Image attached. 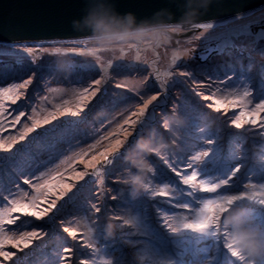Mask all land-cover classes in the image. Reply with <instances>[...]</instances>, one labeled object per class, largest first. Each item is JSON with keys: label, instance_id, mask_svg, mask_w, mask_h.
<instances>
[{"label": "rangeland", "instance_id": "374dc122", "mask_svg": "<svg viewBox=\"0 0 264 264\" xmlns=\"http://www.w3.org/2000/svg\"><path fill=\"white\" fill-rule=\"evenodd\" d=\"M217 24L223 26L208 31L201 29L198 33H193L185 38L180 37L184 34V31L174 34L170 44L158 48L155 51L146 52L144 50H139V55L141 57L139 61L135 59L138 50H126V56L122 61L115 59L120 56V53L113 55L108 52H100L98 53L99 59H97L96 57L88 55H51L50 53H44L39 50L41 46L49 49L53 47L66 48L76 46L72 45L70 42L16 44V51L19 52V55L0 56V86L7 87L11 83L23 82V80L28 79L29 76L35 73L33 76V83L29 85L26 90H21L25 91L26 99H22L17 105H11L10 102L6 103V107L9 108V113L5 114L6 123L3 130H0V143H4L5 147H7L8 144H12L13 147L7 152L0 150V157L4 158L0 161V184H2L4 188L8 185L13 187L14 182L18 181L23 188L28 190V186L23 184V180L31 178L33 175L41 176L43 173V178L39 182L43 183L44 180H48L53 185V188L52 192L48 194L47 201L41 204V209L47 207V204L50 203L51 200L57 199L61 191H65L64 185L72 186L71 192H68L63 199L57 200V206L61 204L64 205L60 210L63 211V209L66 208L65 204L69 201V197L73 195V198L70 199L73 200V202H70V205L66 209V213L60 217L61 219L55 218L54 221H48V217H45L44 220H37L35 217L22 216L21 220L17 222V227H19L18 230L20 229L19 225H23V229H25L31 222H35L40 223V226H35V228L39 229V231L44 229L43 231L48 233L43 239L33 241V244L28 248L29 250L27 249L25 255L26 259L33 258L32 254L36 253L34 256L38 255L40 258H44L41 261L47 258L44 263L51 262L58 264L59 258L57 260V257L62 254L63 248L75 247L71 237L63 232V227L69 226L66 221L75 219L74 215H72L73 212L76 213L78 208L83 207V205L87 204L91 207L93 203L89 202L94 195V199L96 202H99L100 209L103 210V216H107L105 221H101L102 227L107 230V225L109 223L114 225L112 234L109 235L107 232L105 239L111 242L115 248L119 247L116 255H122L124 257V264H129L132 257L134 261H131L132 263L130 262V264H143V260H139L135 256L134 249H131L133 244L125 240V237L122 236L125 232L126 225L123 224L121 219H116V215L111 216V213L108 212L110 206L108 207L106 200L111 199L112 195L118 196L116 193H119V190H117L118 187L110 186L105 179L101 177L109 172L108 169H103L100 176L92 177L94 182H90L89 175L87 174L93 172L92 165L96 164V161L93 160L94 156L103 163L102 154L107 155L108 148L117 139L125 141L127 133L124 130L133 131L131 120L136 119V117L132 116L131 113L138 111L135 104L140 102L137 91L141 93L149 91L147 87H145V78L149 81L153 79V85H159L156 78L151 77L154 76V71L156 70H158L162 76L163 73L170 70L173 52L178 51L182 53V55L176 65L172 66V70L177 71L176 67L184 64L186 65L185 69H188V71L195 75L198 74V71H196L198 67L205 68L208 66V64L204 67H201L202 64L199 65V63L208 61L201 60L200 58L204 49L222 42L230 43L232 46L225 48L221 54L212 53L213 56L209 57L210 65L212 64V66H214V63L219 61H223V63L228 61L234 64L235 59H242L241 61H237V63L235 62L236 66L240 67L239 71L244 69L250 73L254 69L251 62L253 56L250 51L254 50V47L257 45L264 46V7L250 14H246L243 17L218 22L214 25ZM201 33H203V35ZM6 46L8 45L0 44V50H7ZM23 46L34 47L37 51L33 54L23 53ZM87 47H91V44L87 45ZM250 56H252V58ZM244 58H246V61H243ZM62 59L71 60V70L61 71L58 68V62ZM258 59L261 64L264 63V51L261 52ZM109 60H113L114 67L105 74L102 71V67L105 66ZM117 63L123 64L125 67L116 69L115 64ZM262 73L261 76L264 78V71ZM102 76L105 78L106 83L102 82L101 92L96 95L97 99L96 97H90L89 100L84 101L83 104L80 105V107H83V111H79L77 107L79 101L76 96L72 95L73 91L75 90L78 92L81 88L91 85L89 88L90 95L97 87L92 84V81ZM174 80L178 82L174 84L171 82L170 84H172V86L170 89L168 88L169 90L167 89L162 96L158 97V101L149 106V111L155 108V119L151 121V126H156L155 129L159 130L166 137H170L169 130L163 128V122L166 118L178 116L177 118L185 121V123H182L183 126L185 128L188 126L189 121L179 109L182 103L189 106L185 98L187 97L186 91L192 96L193 100L197 99L199 101H204L201 103V106L206 108V115L203 117L201 126H210L214 131H220L221 139L219 143L224 150L223 153H228L230 148L226 147L227 145L229 146V140L225 137L228 136L225 134L226 132L229 133L228 131L234 132L241 130L249 134L246 135L247 137L251 136V138H256L258 136V134L255 133L256 131L254 133L249 132L251 128H256L251 124H246L239 129L231 124V118L234 112H238V110H230V114L227 113V115H225L223 110H221V112H216L214 109L208 108L207 105L213 103L212 100H204L202 96L195 95L194 92L188 90L193 85L191 78L174 77ZM78 81H82L83 83H77ZM197 81L198 83L200 82L198 79ZM151 82L152 81L148 82V85H150ZM118 83L124 84L126 87L116 88L115 85ZM142 86H144L143 89ZM105 88L107 89V93L103 91ZM199 92L203 93V95H207L204 90H200ZM155 93L156 92H153V94ZM45 97H47V99H45ZM65 101L68 103L65 104ZM161 104H163V106ZM84 105H86V107ZM17 108H20V110L26 113L24 117H21L19 123L14 121V117L18 115V112L12 111V109ZM65 108L78 111L79 115L71 116L67 113L65 115H60V112ZM166 108H168V111ZM33 109H35V112H33ZM29 115H32L34 120H39L41 126L28 133L23 140H20L19 137L23 132V125L25 123L29 127L32 125L33 121L28 119ZM52 115H55L56 118L52 119ZM45 117L49 119V123L47 124L43 123ZM126 118L129 119L128 124L124 123ZM210 120H212V122ZM79 123L83 124L80 125ZM175 125L176 124L172 125L171 130H173ZM247 125L249 127H246ZM137 128L139 129L138 126ZM150 130L151 128H149V131ZM129 139L130 137L125 141L124 147L119 150L122 159L116 160L114 163L115 168L117 165L122 164L121 167H126V161L123 159L126 149L128 148L127 143ZM253 147L254 146L251 145L248 151ZM176 150L177 149H173L169 151L166 156L171 159L172 153ZM248 151H246L244 147L242 149L240 145H237V155H245L244 153ZM262 152H264V150H262ZM26 154L27 161H32L29 164L23 161V156L26 157ZM50 157L51 160L49 162ZM257 157L256 155V158ZM150 159L154 167H167L163 164V161L155 155H153L152 158L150 157ZM122 161H125V163H122ZM37 162L48 163L44 167L37 168ZM96 167L99 168L100 164H96ZM109 167L112 171L113 167ZM122 169L124 170V168ZM26 170L27 173H25ZM129 171L130 169H126L123 173H117V175L122 174L120 182L123 183V186L128 184L133 186L128 181ZM78 174H85L84 179H79ZM151 175L150 173L148 177ZM172 175L174 176L175 174L172 173ZM101 178L103 179V184H100ZM148 181L149 178L145 181V184L148 183ZM253 182H255V179H253ZM98 185L100 193H98L96 189ZM134 188L136 189L137 187ZM138 188H140V193H142V195L149 198L150 204L148 207L152 208L153 203L150 198L152 197L150 195V190L145 189L144 185ZM209 196H211V194ZM117 199L121 198L117 197ZM239 203L241 206L245 205L249 209L264 207L259 206L255 201H243ZM113 204L116 203L113 202ZM171 207L170 205V208ZM50 214L51 213H49V215ZM14 215L20 214L17 213ZM62 221L65 223L62 224ZM159 226L160 230L163 231L165 227L163 225ZM49 228L51 229L49 230ZM79 231L82 230L78 229V232ZM83 233L85 234L86 232ZM79 240L80 236L77 237V241ZM52 242L53 244H51ZM65 242H69V245L64 244ZM6 250L12 251L10 247H6ZM57 250H59V252H57ZM77 250L81 252L86 249L79 247ZM224 251L226 252V250ZM17 252L19 253V251ZM109 253L108 250L104 249L102 243L101 254L93 251L91 253L94 260H96L94 264H102L104 259H114L113 255H108ZM79 256V253L74 251L72 254L73 264H79V260L81 259ZM17 259V264L24 260L23 258L20 260ZM41 261H39L38 264ZM10 262L11 261H7L5 263L12 264V262ZM65 264H67V261H65ZM257 264H264V262L257 261Z\"/></svg>", "mask_w": 264, "mask_h": 264}, {"label": "snow or ice", "instance_id": "6c2138e0", "mask_svg": "<svg viewBox=\"0 0 264 264\" xmlns=\"http://www.w3.org/2000/svg\"><path fill=\"white\" fill-rule=\"evenodd\" d=\"M223 25H214L212 22L195 23L193 28L202 29L204 31L213 30L216 27ZM203 35V33H201ZM199 38V37H198ZM72 45L66 48L53 47L51 49L40 47V51L58 56L72 55H88L99 59L98 53L102 50L87 47L90 44V37L78 39L70 42ZM83 46V47H81ZM230 43H220L215 46H210L201 53V60H207L213 53L221 54L222 51L231 47ZM7 50H0V56H17L16 45L6 46ZM37 51L36 48L23 46V53L33 54ZM182 53L173 52L170 70L161 73L156 70L154 75L159 82V87L162 91H157L155 94L148 95L147 92L141 93L137 91L140 97V102L135 104L138 111L131 113L136 119L131 120L133 131H124L127 133L125 141L128 137L133 136V132L137 130V126H144L146 120L155 119V108L149 111V106L158 101V97L162 96L172 84L178 81L174 77H189L191 82L198 87H204L210 90L209 95H203L201 92H196L198 96H202L204 100H212L213 103L208 104V108L214 109L216 112H221L227 115L230 110L238 109L234 112L231 118V124L239 129L246 124H251L254 127L264 129V82L258 88L252 87V77L250 73L244 69L237 72L236 69H212L204 72L207 77V82L200 81L198 83L196 76L190 71H174L172 66L181 59ZM126 56V52L120 53L116 60L122 61ZM137 61L141 59L139 50L135 57ZM113 60L107 61V64L102 67V71L107 74L110 69H113ZM125 67V65L117 63L116 69ZM33 73L28 79L20 83H11L7 87L0 86V130H3L6 123V113H9V108L6 103L17 105L22 99H26L25 91L29 85L33 83ZM102 82L106 83L105 78L94 79L92 84L97 87L90 93L89 88H81L78 92L73 91L72 95L76 96L79 104V111H83L80 107L84 101L90 97H96L97 93L101 92ZM77 83H83L78 81ZM147 84V78L144 81ZM116 88H124V84H116ZM107 93V89H103ZM47 99V97H45ZM68 102L65 101V104ZM86 107V105H84ZM180 111L189 121L188 126L184 129L185 135L182 138L173 137L176 148L170 159L166 155L157 156L166 165V168L159 166L154 167L152 164L151 174L148 183L144 184L145 189L150 190L152 197H164L160 204L171 205L170 209H158L163 215L160 217V223L167 229V232L160 231L151 223L150 214L147 206L142 201L125 200L123 207H131L134 213L128 218H123V224L134 229L130 235H140L141 239L133 242L136 247V252L143 260V264H236L235 261L229 258V255L236 258V261L241 264H257V261L250 260L247 256L236 252L229 244V232L222 224V215L229 212L233 208H241L239 202L255 201L259 206H264V160L260 164L258 172L250 170L248 174L241 177L237 174L241 172V168L245 166L246 154L237 155V145L242 148L243 145L238 139L229 140V151L223 153L222 146L219 141L221 134L219 130H213L210 126H201L204 113L198 111L197 108L186 106L183 103L179 106ZM18 112L15 115L14 121L19 123L21 117L26 115L25 111L20 108L12 109ZM35 112V109H33ZM70 114L71 116L79 115L78 111H72L65 108L60 112V115ZM52 115V119H55ZM32 120V125L29 127L26 123L23 125V132L19 139L23 140L28 133L34 131L41 126L39 120H34L32 115L28 116ZM44 124L49 123L48 117L43 120ZM125 124L129 123V119L124 120ZM164 125V122H163ZM164 128V127H163ZM165 129V128H164ZM131 134V135H129ZM139 135V132H137ZM264 136V132L259 133ZM125 141L117 139L107 150V155L102 154L103 163L94 156L93 160L96 164H100L97 168L96 164L92 165L93 172L89 175L90 182H94L92 177L100 176L103 169H108L113 165L114 161L121 158L120 149L124 147ZM13 147L8 144L5 147L4 143H0V150L5 152ZM94 147V145H93ZM264 157V152H261ZM4 158L0 157V161ZM51 157L49 158V162ZM239 161V162H237ZM48 162H37L36 167H44ZM155 163V162H153ZM170 170V172H169ZM172 173L175 175L173 176ZM85 174H78L79 179L83 180ZM255 177V182L253 179ZM41 176H32L23 180V184L28 186V190L23 188L17 181L13 187L4 188L0 184V264H5L11 261L12 264H17V251L23 252L28 249L33 241L41 240L47 236L46 231L41 232L33 228L30 231L20 230L19 232L9 228L10 225H17L22 216L35 217L37 220H44L48 217L50 220L55 219V215L64 207L61 204L57 206V200L63 199L68 192L72 191V186L64 185L65 191H61L57 199L51 200L47 207L41 209V204L46 202L48 194L52 192L53 185L44 180L39 181ZM178 178V179H177ZM100 184H103V179H100ZM79 191V189H78ZM6 193V194H5ZM202 193L214 194L212 196L201 195ZM69 199H72L69 197ZM112 200H117L116 195L111 196ZM181 211H176V210ZM84 216L91 222L81 224L76 219L66 221L69 226L63 227V232L67 233L73 241H77L78 235L80 240L77 241L75 247H65L62 254L59 256L58 264H73L72 254L79 247L91 249L93 252H100L96 244L84 240L83 233L78 232L80 228H86L89 233L93 232V226L98 231V241L103 243L104 249L108 250L114 259H104L102 264H124V257L116 255L118 249L105 239L104 230L101 225L96 224L88 213L94 210L95 213L101 211L95 203L91 208L84 207L81 209ZM19 213L20 215H14ZM49 213H53L49 216ZM245 213L250 220L260 227H264V207L258 209H247ZM98 219V218H97ZM122 219V217H116ZM65 223L62 221V224ZM139 230L138 232L135 230ZM6 247L16 249L17 251L6 250ZM226 250V252L224 251ZM264 262V259L260 260ZM79 264H94L90 258L79 260Z\"/></svg>", "mask_w": 264, "mask_h": 264}, {"label": "clouds", "instance_id": "9594fccd", "mask_svg": "<svg viewBox=\"0 0 264 264\" xmlns=\"http://www.w3.org/2000/svg\"><path fill=\"white\" fill-rule=\"evenodd\" d=\"M210 3L211 0H186L183 17L170 23L173 18L167 10L157 13L158 19L138 21L133 13L117 12L110 0H90L85 15L80 20L73 21V25L88 30L91 33V48L102 52L115 55L126 50L155 51L170 44L174 34L193 28L195 20L201 14L200 10H207ZM58 68L61 71L71 70V60H60ZM182 123V119L172 116L164 120L163 127L171 130L173 124ZM175 136L176 133L172 132V137ZM175 148L174 139L166 137L155 128L138 136L124 154V160L130 169L128 181L134 187L143 186L152 170L149 157L166 155ZM132 169L135 171H131ZM222 224L228 230L229 244L236 252L252 261L264 259V227L253 223L244 209L233 208L223 214ZM113 228L112 223L107 225L109 235Z\"/></svg>", "mask_w": 264, "mask_h": 264}, {"label": "water", "instance_id": "95a60500", "mask_svg": "<svg viewBox=\"0 0 264 264\" xmlns=\"http://www.w3.org/2000/svg\"><path fill=\"white\" fill-rule=\"evenodd\" d=\"M90 0H0V44L71 42L91 36L88 30L74 27L89 7ZM117 12L133 13L138 21L154 20L167 10L173 21L185 12L186 0H110ZM264 7V0H211L195 23L213 24L250 14ZM167 18L166 15L164 17ZM191 28L180 37L198 33ZM179 37V38H180Z\"/></svg>", "mask_w": 264, "mask_h": 264}, {"label": "trees", "instance_id": "16d2710c", "mask_svg": "<svg viewBox=\"0 0 264 264\" xmlns=\"http://www.w3.org/2000/svg\"><path fill=\"white\" fill-rule=\"evenodd\" d=\"M264 51V46H262V45H257V46H255L254 47V50H252V51H250L251 52V55L253 56V58H252V56H250L251 58H252V64H253V70L250 72V75H251V77H252V87H254V88H258L260 85H261V83L262 82H264V78L261 76V74H263L262 72L264 71V63L263 64H261V62L260 61H258L259 59H258V56H260L261 55V52H263ZM249 55V54H248ZM211 56H213V54L212 55H210L209 57H211ZM208 57V61L207 62H202V63H199V65L200 64H202L201 65V67H204L206 64H208V66L207 67H205V68H197L196 69V71H198L197 73L198 74H195V76H196V79H198L199 81H204L205 83L207 82V77L203 74L205 71H208V70H212V69H232V68H234V69H236L237 70V72H239V69H240V67H237L236 66V63H237V61H241L242 59H240V60H238V59H235V61H234V64L232 63L231 64V62H225V63H223V61H219V62H216V63H214L215 65L214 66H212V64L210 65V58ZM243 61H246V58H244V60ZM236 62V63H235ZM185 67H186V65H184V64H182V65H179V66H177L176 67V70L177 71H188V69H185ZM184 68V69H183ZM32 69V68H31ZM200 73H202V74H200ZM155 77V75L153 76V77H151V78H154ZM155 80V79H154ZM150 81H152L151 82V84L150 85H148V82H150ZM147 80V84H146V86L145 87H147V90H149V91H147V94L149 95V94H153V92H157V91H162L161 89H160V87H159V85H157V86H155V85H153L154 84V81H153V79L152 80ZM172 81H169V83H171ZM144 88V86H142V89ZM149 88V89H148ZM156 88V89H155ZM174 88V87H173ZM169 89H170V87H169ZM168 89V90H169ZM189 91H192V92H194V94L196 95V92H199L200 90L202 91V90H204L206 93L205 94H207V95H209L210 94V90L209 89H207V88H204V87H198V85H192L191 86V88L190 89H188ZM186 93H187V97H185L186 98V100H187V104L189 105V106H192V107H195V108H197L198 109V111H200V112H202V113H204V115H206V108H203L201 105V103H203L204 101H199V100H197V99H195V100H193L192 99V96L186 91ZM101 97V96H100ZM163 98V97H162ZM96 99H97V97H96ZM129 102V101H128ZM130 103V102H129ZM169 103H171V102H169ZM162 106H163V104H161ZM129 107H131V106H129ZM168 108H166V110H167ZM236 110H238V109H236ZM168 111V110H167ZM228 114H230V112H228ZM232 114V113H231ZM262 116H264V113H262L261 114ZM178 117V116H177ZM232 117V116H231ZM151 121H153L152 119H148V120H146V122H145V124H144V126L141 128L140 126H138L139 127V129L137 128V130L136 131H134L133 133H134V135L132 136V137H130V139H129V141H128V143H127V147H129V146H131V144L134 142V140L138 137V136H140V135H145V134H147V132L149 131V128H151V129H153V128H156V126H151ZM184 121V120H183ZM211 122H212V120H210ZM183 123H185V121L183 122ZM80 124V123H79ZM83 123H81L80 125H82ZM65 125H67V124H65ZM246 127H249L248 125L246 126ZM251 128V127H250ZM184 129H185V127L183 126V124H180V125H175L174 126V128H173V130H169V135H170V137L171 138H173L172 137V132H175L176 133V138H182V137H184V135H185V132H184ZM87 131V130H86ZM256 131V132H255ZM137 132H139V135H137ZM229 133H225L226 135H228V136H225L228 140H230V139H238L239 141H241V143H243V147H244V149L246 150V151H248V148L249 147H251V145H253L254 147L250 150V151H248L247 153H244V154H247L246 155V163H245V166L244 167H242L241 168V172L238 174V176H241V177H243V176H245L246 174H248V172L250 171V170H253V171H256V172H258L259 171V169H260V164H261V162H262V160H264V157H262L261 156V152H262V150H264V136H261V135H259V133H261V132H264V129L262 130L261 128H255V129H253V128H251V130L249 131V132H251V133H257L258 134V136L256 137V138H251V136H246V135H249L247 132H242L241 130H238V131H234V132H231V131H228ZM134 138V139H133ZM245 142V143H244ZM226 147H230V145L228 146H226ZM243 147H242V149H243ZM225 149V148H224ZM228 149V148H227ZM223 150V149H222ZM224 151V150H223ZM29 153V152H28ZM22 154V153H21ZM256 155L258 156L257 158H256ZM151 158L153 157V155L152 156H150ZM150 157H149V159H150ZM122 159V158H121ZM124 160V159H123ZM151 160V159H150ZM23 161L24 162H26V164H29V163H31L32 161L31 160H29V161H27V154H26V157H24L23 156ZM116 161H114V163H115ZM237 162H239V161H237ZM114 163H113V165H111L113 168H112V171H111V174H109V172L108 173H106V174H104L103 176H101L102 178H104L105 179V181L110 185V186H116V187H118V189L117 190H119V193H116L118 196L117 197H119V198H121V199H117V200H112V199H108V200H106L107 202V205H108V212L109 213H111V216H114V215H116L117 217H122V218H128L129 217V215L130 214H133L134 213V209L133 208H131V207H128V208H125V207H123L122 206V204H123V202L127 199V200H137V201H142L146 206H147V208H148V212H149V214H150V220H151V223L153 224V225H155L157 228H159V230H160V226L159 225H162L161 223H160V217L163 215V213L161 212V211H158V209H161V208H164V209H170V205H168L167 206V204H160V203H158V201H162V200H164L165 198L164 197H155V198H153V197H150L152 200H151V202L153 203V207L152 208H149L148 206H149V202H150V200H149V198H146L144 195H142V193H140L141 191H140V188H134L133 186H130L129 184L128 185H126V186H123V183L122 182H120V179H121V175H117V173L118 172H122L123 173V171L124 170H126V169H129V166H127L128 164L126 163L125 165H126V167H121L123 164L122 163H125V161H122V165H117L116 166V168H115V166H114ZM122 168H124V170L122 169ZM132 171H135L134 169H132ZM25 173H27V170L25 171ZM152 176V175H151ZM150 176V177H151ZM150 177H148V178H150ZM147 178V179H148ZM146 179V180H147ZM254 179H255V177H254ZM6 186V185H5ZM9 187H11L10 185H8L6 188H9ZM96 189H97V191H98V193H100L99 192V185L96 187ZM101 190V189H100ZM102 191V190H101ZM6 194V193H5ZM201 195H205V196H209L210 194H207V193H204V194H201ZM213 194H211V196H212ZM71 198H73V195L71 196ZM73 202V200H70L69 199V201L68 202H66V204H65V207L66 208H64L63 209V211H59V213H57L56 215H55V218H59V219H61L60 217H62V215L63 214H65L66 213V209H67V207L70 205V202ZM113 202L114 203H116V204H113ZM89 203H96V205L98 206V207H100V204H99V202L97 201L96 202V200L94 199V195L92 196V198L90 199V202ZM60 206V205H59ZM58 206V207H59ZM84 207H87V208H91V207H89L87 204H85V205H83V207H80V208H78V210H77V212L76 213H74L73 212V214L72 215H74V218L79 222V223H81V224H85V223H88V224H90V226H92L91 225V222L84 216V213L82 212V208H84ZM250 207V206H249ZM241 209H244V210H247V209H249V208H247L245 205H243V206H241ZM176 211H181V210H176ZM103 210H101L99 213H95L94 212V210H92V211H90L89 213H88V216L89 217H91V219L92 220H94L95 222H96V224H99V225H101L102 226V224H101V221H105V219H106V215H104L103 216ZM53 215V213H51L49 216H52ZM98 218V219H97ZM48 221H54V220H50L49 218H48ZM121 221H123L122 219H121ZM50 223V222H49ZM18 224V223H17ZM20 226V229L18 230V228L19 227H17V225H10V226H8L9 228H11V229H14L15 231H17V232H19L20 230H27V231H29V230H32L33 228H35V226H40V223H35V222H31V224L27 227V228H25V229H23V225H19ZM22 228V229H21ZM44 228H45V226H44ZM103 228V230H104V234L106 235L107 234V230L104 228V227H102ZM35 229H37V228H35ZM51 228H49V230H50ZM38 231H39V229H37ZM44 230V229H43ZM41 231V232H44V231ZM80 230H82L83 232H86L85 234L82 232V231H79V232H81V233H83V238H84V240H86V241H89V242H91V243H93V244H96L99 248H101V245H102V242H99L98 241V231L95 229V227L93 226V232L92 233H89L88 231H87V229L86 228H80ZM134 231V229L132 228V227H130V226H126V228H125V232H124V234L122 235V236H124L125 237V240H127V241H129L130 243H132L133 244V246L131 247V249H134V251H135V256L140 260H142V258H140L139 256H138V254H137V252H136V247H138V245H136V246H134V243L133 242H135V241H137V240H139V239H141V236L140 235H130V233L131 232H133ZM135 231H139L138 229L137 230H135ZM161 231V230H160ZM163 232H167V229L166 228H163ZM79 236V235H78ZM51 244H53V242L51 243ZM64 244H67V245H69V242H65ZM64 244H62V245H64ZM74 245L76 246L77 245V242H75L74 241ZM79 249V248H78ZM86 249V248H85ZM116 249H119V247L118 248H116ZM29 250V249H28ZM12 251H16V250H14V249H12ZM77 253H79V257L81 258V259H83V258H90V259H92L93 260V262L94 261H96V260H94V258H93V256L91 255V253H92V251L93 250H91V249H86V250H82L81 252H79L80 250H75ZM57 252H59V250H57ZM24 253V254H23ZM26 253H27V249L25 250V251H23V252H17V254H18V256H17V258H14V259H17V260H20V259H24L22 262H20L19 264H38V262L39 261H41L42 259H44V258H40V256H38V255H36V256H34V254H36V253H33L32 255H33V258L31 257V258H28V259H26V257H25V255H26ZM99 254H101V251L100 252H98ZM108 255H112L111 253H109ZM229 255V258L231 259V260H233V261H235L236 262V264H241V262H239V261H236V258H233V257H231L230 256V254H228ZM19 257H21V258H19ZM56 257V256H55ZM58 258L59 257H57V260H58ZM47 260V258H45V260L44 261H46ZM28 261V262H27ZM44 261H41L39 264H54V263H51V262H46V263H44ZM131 261H134L133 260V257L130 259V262ZM260 261V260H259ZM43 262V263H42ZM130 262H129V264H130ZM11 263V262H10ZM132 263V262H131ZM142 263H143V261H142ZM6 264V263H5Z\"/></svg>", "mask_w": 264, "mask_h": 264}]
</instances>
